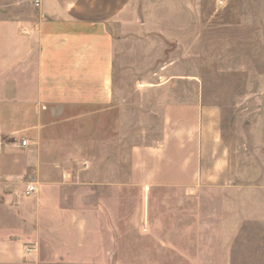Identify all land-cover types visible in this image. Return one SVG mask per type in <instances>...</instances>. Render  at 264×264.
Returning a JSON list of instances; mask_svg holds the SVG:
<instances>
[{"label": "crops", "instance_id": "obj_1", "mask_svg": "<svg viewBox=\"0 0 264 264\" xmlns=\"http://www.w3.org/2000/svg\"><path fill=\"white\" fill-rule=\"evenodd\" d=\"M133 1L40 0L37 7L33 0H0V264H216L213 252L229 263L230 247L207 246L206 234L181 230V236L179 222L166 234L146 207L150 198L134 202V220L125 208L117 225L116 205L133 203L115 196L116 126L132 124L131 100L118 97L116 73L131 65V58L121 59L131 38L117 35L113 25ZM143 82L146 93L169 88ZM140 102L141 124L159 117L161 134L128 146V175L119 186L142 192L229 187L220 107L197 99ZM72 186L107 195L72 196ZM260 189L252 186L253 205L264 204ZM132 235L139 242L126 240Z\"/></svg>", "mask_w": 264, "mask_h": 264}, {"label": "rangeland", "instance_id": "obj_2", "mask_svg": "<svg viewBox=\"0 0 264 264\" xmlns=\"http://www.w3.org/2000/svg\"><path fill=\"white\" fill-rule=\"evenodd\" d=\"M113 29L131 38L121 56L126 61L131 58V65L119 67L116 73L118 97L125 94L131 100L132 124L116 126L115 196L133 199V203L116 205L117 225L123 224L125 208L134 220L139 207L134 202L150 198L151 205L146 207L153 209V219L164 222L166 234L179 222L180 231L206 234L207 246L228 245L232 251L227 264H264V204L253 205L252 193L253 185L260 186L263 194L259 196L264 199V0H134ZM160 70L165 71L153 77ZM152 78L169 88L161 94H147L148 84L143 81L154 83ZM146 99L165 103L197 99L222 109L232 170L229 187L142 192L118 185L127 179L128 146L151 143L146 135L161 134L159 117L149 120V125L141 124L139 103ZM71 164L75 166L74 158ZM70 180L75 181V172ZM68 192L72 196L107 195L74 186ZM198 198H205L206 203L199 204ZM136 225L130 228L132 234ZM193 236V241L203 240L202 235ZM126 240L137 243L139 237ZM223 255L211 253L216 264H221Z\"/></svg>", "mask_w": 264, "mask_h": 264}, {"label": "built area", "instance_id": "obj_3", "mask_svg": "<svg viewBox=\"0 0 264 264\" xmlns=\"http://www.w3.org/2000/svg\"><path fill=\"white\" fill-rule=\"evenodd\" d=\"M33 1H34L35 6H37V7L40 6V0H33ZM22 146L23 147H26L27 146V141L26 140H23ZM35 191H36V189H35V187L33 185L29 184L27 186V190H26V193L27 194H32Z\"/></svg>", "mask_w": 264, "mask_h": 264}]
</instances>
